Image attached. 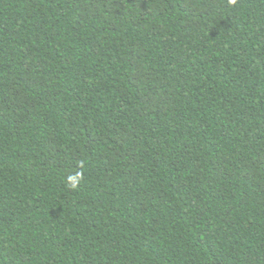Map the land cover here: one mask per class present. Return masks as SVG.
I'll return each instance as SVG.
<instances>
[{
	"label": "trees",
	"instance_id": "trees-1",
	"mask_svg": "<svg viewBox=\"0 0 264 264\" xmlns=\"http://www.w3.org/2000/svg\"><path fill=\"white\" fill-rule=\"evenodd\" d=\"M0 264H264V0H0Z\"/></svg>",
	"mask_w": 264,
	"mask_h": 264
}]
</instances>
